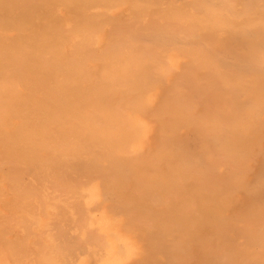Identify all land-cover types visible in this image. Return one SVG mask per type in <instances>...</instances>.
<instances>
[{
	"label": "bare ground",
	"instance_id": "1",
	"mask_svg": "<svg viewBox=\"0 0 264 264\" xmlns=\"http://www.w3.org/2000/svg\"><path fill=\"white\" fill-rule=\"evenodd\" d=\"M161 1L0 0V264H264V0Z\"/></svg>",
	"mask_w": 264,
	"mask_h": 264
},
{
	"label": "rangeland",
	"instance_id": "2",
	"mask_svg": "<svg viewBox=\"0 0 264 264\" xmlns=\"http://www.w3.org/2000/svg\"><path fill=\"white\" fill-rule=\"evenodd\" d=\"M161 1V0H160ZM166 2H168L167 0H165ZM161 2H164V1H161Z\"/></svg>",
	"mask_w": 264,
	"mask_h": 264
}]
</instances>
